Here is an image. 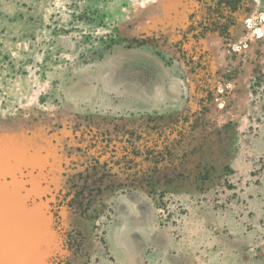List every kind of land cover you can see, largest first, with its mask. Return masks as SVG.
Here are the masks:
<instances>
[{"label": "rangeland", "instance_id": "1", "mask_svg": "<svg viewBox=\"0 0 264 264\" xmlns=\"http://www.w3.org/2000/svg\"><path fill=\"white\" fill-rule=\"evenodd\" d=\"M215 1L0 0V264H264V0Z\"/></svg>", "mask_w": 264, "mask_h": 264}, {"label": "trees", "instance_id": "2", "mask_svg": "<svg viewBox=\"0 0 264 264\" xmlns=\"http://www.w3.org/2000/svg\"><path fill=\"white\" fill-rule=\"evenodd\" d=\"M246 0H216L211 7L208 15L198 22L199 30L197 33L193 34V37L197 40V43L200 39L204 38L207 33H217L221 36H229L232 26L235 24V17L233 13L238 11L245 3ZM192 26H189L188 29H191ZM197 53L192 59V55L187 56L186 61L188 63L194 62V66H200L202 69L205 64V56H207L206 51H201ZM183 55V52H181ZM195 60V61H194ZM204 68V67H203ZM132 135V132L129 133ZM128 149V151H127ZM168 147L156 148V144H149L145 147L146 157H149V163L151 164L148 168L142 169V174L144 178H148L156 170V164L160 160L167 159V156H170V151ZM124 155L122 161L124 163L125 169L134 167L137 163L134 161L137 154L142 153V148L138 147L135 143L130 142L129 148H122ZM115 162V161H114ZM139 172L136 171L135 174ZM150 180V179H146Z\"/></svg>", "mask_w": 264, "mask_h": 264}, {"label": "bare ground", "instance_id": "3", "mask_svg": "<svg viewBox=\"0 0 264 264\" xmlns=\"http://www.w3.org/2000/svg\"><path fill=\"white\" fill-rule=\"evenodd\" d=\"M8 233V236H10V233H9V231H5L4 232V236H3V238H4V241H3V243H5V241H7L8 243L10 242V239H7L6 238V234ZM0 243H2V239L0 238Z\"/></svg>", "mask_w": 264, "mask_h": 264}]
</instances>
